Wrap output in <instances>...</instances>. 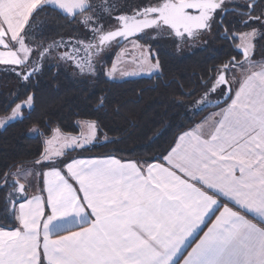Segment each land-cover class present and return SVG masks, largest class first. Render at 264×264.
I'll return each instance as SVG.
<instances>
[{"label":"snow or ice","instance_id":"1","mask_svg":"<svg viewBox=\"0 0 264 264\" xmlns=\"http://www.w3.org/2000/svg\"><path fill=\"white\" fill-rule=\"evenodd\" d=\"M223 2L158 0L137 14L119 15L115 18L118 27L106 30L101 17L89 14L93 6L88 0H0V46L4 48L0 65L20 66L19 71H9L23 74L25 81L38 73L44 53L53 49V45L47 49L37 46L33 55L28 42L31 32L26 28L33 27L30 18L38 9H58L83 18L91 39L77 40L61 58L68 62L75 59L79 70L87 65L90 74H95V55L113 41H128L145 29L170 32L184 43L198 39L211 28L218 10L219 19L230 11L222 7ZM255 3L247 0L248 9ZM104 12L110 14L107 8ZM240 14L246 17L244 23L264 19V9L259 14ZM262 35L255 28L242 34L246 63L235 66L247 71L238 89L226 107L179 135L166 157L170 167L153 164L145 170L138 163L114 158L60 161L65 153L54 149L53 144L63 142L64 147L87 149L95 132L83 139L69 138L57 128L45 141L44 155L35 161L40 166L38 175L45 178L46 198L21 195L27 191L25 184L12 180L6 203L10 206L8 214L18 223L0 226V264H175L189 237L213 216L215 222L187 251L183 264H200L210 246L222 239L243 247L247 264H264V234L234 228L222 236L225 225L245 216L218 200L234 201L256 217L264 216V63L257 64L249 57L253 40ZM130 43L136 47L135 40ZM76 44L82 45L83 59L77 58L81 47ZM142 55L147 60V54ZM29 67L31 71H26ZM228 83L221 72L208 91L215 92ZM32 105V96L24 105L16 104L11 116L0 120V127L22 119V107ZM88 127L94 130L96 125L90 123ZM64 164L66 173L61 170ZM44 167L50 170L43 172ZM15 200L24 202L17 204ZM45 205L50 208L47 216Z\"/></svg>","mask_w":264,"mask_h":264},{"label":"trees","instance_id":"2","mask_svg":"<svg viewBox=\"0 0 264 264\" xmlns=\"http://www.w3.org/2000/svg\"><path fill=\"white\" fill-rule=\"evenodd\" d=\"M88 2L93 6V13L89 14L101 17L105 29L112 30L119 15L132 14L158 0ZM105 8L110 14H105ZM260 9L255 8L256 14ZM82 19L57 9H38L30 18L33 27L26 28L31 32L28 42L34 49L33 55L37 46L47 49L53 45L51 52L44 53L38 73L25 81L23 74L9 71L10 68L19 71L20 66L0 65V119L16 104L33 97L32 107L22 110V119L0 127V226L16 224L6 203L14 173L36 164L44 152V139L55 128L66 135H76L78 123L86 121L95 123L99 130V138L93 145L68 153L64 161L75 156H113L145 163L161 162L181 132L193 127L206 112L224 106L233 93L230 86V95L222 104L209 107L204 103L212 104L225 96L226 87L216 93L208 88L224 71L222 66L232 58L239 61L242 57L228 39L220 37L222 27L218 23L210 35L193 42L180 43L167 37L147 39H159L162 45L160 72L152 77L111 81L105 77V69L113 58L111 49L93 57L95 74H90L87 65L83 71L79 70L74 66L75 59L68 62L61 58L69 50V44L91 39ZM237 19L246 17L230 13L223 21L234 45L235 33L254 28L264 33L262 21L244 23ZM253 59L264 62V35L256 39ZM232 66L233 63L225 70L227 77ZM30 70L31 67L26 71Z\"/></svg>","mask_w":264,"mask_h":264},{"label":"rangeland","instance_id":"3","mask_svg":"<svg viewBox=\"0 0 264 264\" xmlns=\"http://www.w3.org/2000/svg\"><path fill=\"white\" fill-rule=\"evenodd\" d=\"M137 12H140V10H138L132 14H128V15L131 16L133 14H136ZM113 26L114 27L112 28V30L115 29L118 25L116 23V25L114 24ZM108 30H111V29H108ZM247 32H249V31H247ZM243 33L244 32L235 33L233 35V37L235 39H237L235 46L241 50H243L241 47V45L243 43V41L241 40ZM142 38L143 39L130 38L128 41H124L122 43H117V42L113 41L111 43V46H106L102 51H100L97 55H95V57H96V56L100 55L101 53H104L106 50L108 51L110 49L113 51V58H112L111 64L105 69V77L108 80L124 81V80L135 79V78L152 77L153 75H157L160 72V51H159V48L162 47V45L159 44L160 38L158 39V41L157 40H147V37L145 35H142ZM256 39L253 40V42H252L254 45V48H253L252 52L249 53L250 59L254 55ZM132 40L136 41V47H133V45L130 43V41H132ZM154 41H156L155 44H154ZM69 43H71V42H69ZM73 44L74 43L69 44L70 47ZM158 44H159V46H158ZM77 47H79V46H77ZM142 53L147 54V60H145ZM88 55H91V53H88ZM77 56L80 57L81 59H83L85 57V53H84L82 47H81V52L78 53ZM243 63H246V61ZM235 65L236 64H233V66L230 68V70L228 72V77H227V80L229 81V85L232 87H235V85L237 83V78L238 79L241 78L243 72L247 71L246 69H241L239 67H236ZM25 102L26 101L18 103V104L24 105ZM23 109H28V108L22 107V110ZM11 113H12V111L7 116L2 117L0 120L4 119L6 117H10ZM22 116H23V112H22ZM16 120H18V119H16ZM14 121L15 120L9 121L4 126H6L7 124L14 122ZM90 123H92V122H86V121L79 122L78 123L79 133L76 135H66V134L62 133L61 131L60 132H61L62 136H66L69 138L76 137V138L83 139L85 137H90L92 135V132L94 131L95 132V139L91 140V142L89 143L88 147H90L99 138V130H98L97 125L95 124L96 128L93 130V129H90L88 127V125ZM56 129L57 128H55L53 130L51 136L44 139V152H45V148H46L45 141L54 136ZM52 147L54 149H57V150L62 149V151L65 153V155H62L58 158L60 161H64V159L66 158L65 156L68 153H70L72 151H81L84 149V148L73 149L71 147H64L63 142L55 143L52 145ZM39 171H40V166L33 164V165L29 166L28 168L17 170L14 174H15V177H17L18 179H21V180L26 179L27 180L28 178L31 177V175H29V173H31L32 176L35 177ZM35 178H38V176H36Z\"/></svg>","mask_w":264,"mask_h":264},{"label":"crops","instance_id":"4","mask_svg":"<svg viewBox=\"0 0 264 264\" xmlns=\"http://www.w3.org/2000/svg\"><path fill=\"white\" fill-rule=\"evenodd\" d=\"M242 2H244V1H242ZM67 16H70V15H67ZM8 38L9 37L6 36L5 40L7 41ZM193 41H196V40H191V42H193ZM3 50H4L3 46H0V51H3ZM251 61L255 62L257 64L264 63L261 61L260 62L255 61L253 59V57L251 58ZM243 74H246V72L244 71ZM241 79H242V77L239 79L237 78V83H236L235 87H233L232 95H234V92L238 89ZM229 103H230V100L222 107H226ZM220 108L221 107L206 112L196 121V123L193 125V127L186 129L185 131H190L193 128H195L196 125L203 123L207 117L211 116L213 114V112L219 111ZM183 132H181L179 135L183 134ZM179 135L177 136L175 143L178 141ZM175 143L172 146V148L175 147ZM172 148L165 155V157L163 158V160L161 162L145 163V162L134 161V160H122V159H119V158L113 157V156H107V157L75 156V157L68 159L67 162L70 163L73 159H76V158H83V159L114 158V159H119L122 162L138 163L139 166H141L145 170L149 165H153V164H161L165 167H170V164L168 163L166 157L169 155ZM49 170L50 169H48L46 167L43 168V172H47ZM61 170H62V173L67 172L66 164L62 165ZM39 173H40V171L36 175V176H38V178H35L36 176L34 177L31 175L30 178L27 177L28 178L27 180L26 179H24V180L18 179L17 177H15V174L13 175L14 179L19 180L20 183H24L26 186V189H27L26 193L21 194V195L26 196L27 198H31L33 196H39L41 198H46L47 192H46V186L44 184L45 178L43 175H38ZM177 174L183 176V174L180 173L178 170H177ZM190 182L195 183V181H190ZM70 183H72L74 187L78 188V185L76 184V182L74 180L70 179ZM81 195H82V193H81ZM218 200L220 202H222L224 205L232 208L234 211H237L239 214L245 216V218H242L239 220H234L232 223L225 225L224 229L221 230L222 236L226 237L227 233L233 231L234 228H239L240 230L246 231L249 234H253V233L264 234V216H257L256 217L253 213H251V212L241 208L239 205L235 204L234 201H229V200L224 199L222 197H218ZM14 202L18 204L19 202H24V201L15 200ZM222 210L223 209L221 208V211ZM49 212H50V208L47 205H45V216H47L49 214ZM216 215H219V213L217 212ZM214 222H215V216H213L211 218V221L207 222L206 225H201L200 228L197 230V232L193 236L189 237V239L185 245L186 249L183 251V253L179 254L176 257L175 264H183V259H184V256H186L187 251H190V248L192 246H194L201 239V237L204 235V232L207 231V228L210 227L211 223H214ZM17 223L18 222L16 221V224ZM53 238H56V237L54 236ZM200 264H247V254H246V251L243 247H238L234 243L227 241L225 239H222V240H218L217 242H215L213 245L210 246L209 250H207L206 254L202 257Z\"/></svg>","mask_w":264,"mask_h":264},{"label":"flooded vegetation","instance_id":"5","mask_svg":"<svg viewBox=\"0 0 264 264\" xmlns=\"http://www.w3.org/2000/svg\"><path fill=\"white\" fill-rule=\"evenodd\" d=\"M242 1H244V2H242ZM222 7L223 8H226V9H237V10H239V11H241V12H248V11H251V12H253V13H255L256 14V11H255V8H261L260 9V11L262 10V9H264V0H259L258 2H257V4L256 5H254L253 6V9L251 10V9H248V7H247V0H230V1H225V2H223V5H222ZM143 10V9H142ZM142 10H140V11H142ZM241 12H238V11H232V12H229V13H227L226 14V16L224 17V19L222 20V24H220L219 23V17H220V15H221V13H220V11L218 10L217 11V13L215 14V17H214V20H213V23H212V26H211V28L209 29V30H207V31H205L204 32V34L203 35H201L198 39H200V38H203V37H205V36H208V35H210V33H211V31L213 30V27H214V25L216 24V23H218L221 27H222V32L220 33V37L221 38H226L227 39V36H231V35H229V32H227V34L226 35H223V33H224V25H223V21L226 19V17H227V15L228 14H230V13H236V14H238V15H241L240 13ZM138 13V12H137ZM136 13V14H137ZM260 13V12H259ZM258 13V14H259ZM242 16V15H241ZM242 20H244V19H237V21H242ZM250 21H252V22H255V21H257V20H250ZM250 21H248V22H250ZM262 21V23L264 24V19H262L261 20ZM247 22V23H248ZM118 27V26H117ZM113 30H115V29H113ZM228 31V30H227ZM142 35H145L146 37H147V39H156V38H159V37H167V38H170V39H172V40H175V41H179L178 40V38H175L174 37V35H172L170 32H167V31H158V30H154V29H145L144 30V32H142V33H139L136 37H134V38H137V39H143L142 38ZM198 39H195V40H198ZM191 38L189 39V41L188 42H191ZM180 43H181V41H179ZM187 42V43H188ZM184 43V42H183ZM226 79H227V76H226ZM220 88H224L225 89V85H222L221 87H219V88H217V90L214 92V93H216Z\"/></svg>","mask_w":264,"mask_h":264},{"label":"water","instance_id":"6","mask_svg":"<svg viewBox=\"0 0 264 264\" xmlns=\"http://www.w3.org/2000/svg\"><path fill=\"white\" fill-rule=\"evenodd\" d=\"M225 1H230V0H224V2ZM259 0H256V3L254 4V5H256L257 4V2H258ZM253 5V6H254ZM252 9H253V7H252ZM251 9V10H252ZM232 11H238V12H241V11H239V10H237V9H230V11H227V12H225L224 14H223V19H224V17L226 16V14L227 13H229V12H232ZM242 13V12H241ZM223 19H220L219 20V23L220 24H222V20ZM224 33H223V35H226L227 34V29L224 27ZM139 34V33H138ZM137 34V35H138ZM136 35V36H137ZM136 36H134V37H136ZM134 37H129V39L130 38H134ZM227 39L230 41V43H231V45L233 46V48L237 51V53H239L241 56H242V58L238 61L236 58H232L231 60H229L226 64L230 67V65H231V63H233V64H237L238 62L239 63H243L245 60H246V57H245V55H244V53H243V50H241V49H238L235 45H234V41H233V38L231 37V36H227ZM124 42V41H123ZM225 64V65H226ZM224 65V66H225ZM224 66H222V69L224 70L222 73L225 75V79H226V74H225V69H224ZM31 71V70H30ZM227 80V79H226ZM225 87H226V90H228V89H230L231 90V87H230V85H229V83L228 84H225ZM231 92V91H230ZM230 92H228V91H226V93H225V96H223V98L222 99H220L219 101H216V102H214V103H212V104H209L208 106L209 107H215V106H218V105H220V104H222L228 97H229V95H230ZM44 155V152H43V154L41 155V156H43Z\"/></svg>","mask_w":264,"mask_h":264}]
</instances>
